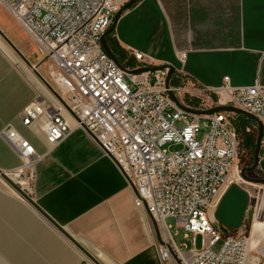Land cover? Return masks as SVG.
Wrapping results in <instances>:
<instances>
[{
	"label": "built area",
	"instance_id": "1",
	"mask_svg": "<svg viewBox=\"0 0 264 264\" xmlns=\"http://www.w3.org/2000/svg\"><path fill=\"white\" fill-rule=\"evenodd\" d=\"M1 2L35 43L50 82L75 115L48 89L24 108V125L43 124L47 152L69 136L73 118L132 180L136 206L159 224L164 264H178L173 253L181 264H246L248 236L223 232L211 214L227 190L233 165L238 166L241 138L230 113H191L169 95L166 71L131 74L110 56L101 39L121 8L116 0ZM134 56L144 62L143 53ZM171 88L177 95L183 89ZM222 89L230 94V104L264 123V85L228 82ZM1 135L22 159L18 169L5 172L32 196L35 165L44 154L12 125ZM168 143L182 148L169 151ZM168 218L184 230L180 242Z\"/></svg>",
	"mask_w": 264,
	"mask_h": 264
},
{
	"label": "crops",
	"instance_id": "2",
	"mask_svg": "<svg viewBox=\"0 0 264 264\" xmlns=\"http://www.w3.org/2000/svg\"><path fill=\"white\" fill-rule=\"evenodd\" d=\"M116 1L122 6L129 0ZM1 9L8 10L0 0V22ZM114 38L136 63H141L134 56L139 51L143 64L172 65L189 90L213 93L220 102L230 100L222 89L228 82L264 85V0H140L122 14ZM15 62L22 68L0 46V168L10 171L22 165L1 135L12 125L44 154L35 165L32 196L96 258L103 264H164L154 219L136 206L126 174L85 128L70 118L72 132L47 152L43 124H23L22 111L47 88L32 68ZM257 170L264 176V134ZM242 189L247 197L242 220L228 231L248 236L246 264H264V183ZM218 205L211 214L227 232L215 217ZM0 213L16 227L0 224L7 252L19 264H37L27 256L22 238L43 243V235L30 232L32 223L21 207L1 198ZM0 264L5 263L0 259Z\"/></svg>",
	"mask_w": 264,
	"mask_h": 264
},
{
	"label": "rangeland",
	"instance_id": "3",
	"mask_svg": "<svg viewBox=\"0 0 264 264\" xmlns=\"http://www.w3.org/2000/svg\"><path fill=\"white\" fill-rule=\"evenodd\" d=\"M1 13L3 18L0 22V29L12 40V42L24 53V55L49 80L48 64L44 61L35 43L31 40L26 31L15 19V17L9 12V10L1 9ZM0 46L8 53L12 61L17 66L22 68V66L15 62V60L23 62L25 66L30 67L19 56V54H17V52L8 44V42L3 38L1 34ZM181 81V86L183 89L178 94V96L180 100L185 104H188V98H200L199 105L201 108H210L218 104H230V102L227 101H216L214 95L200 92L198 93L194 90H189V88H191L190 85H188L184 79H182ZM43 86L44 88H46L44 84ZM165 148H167L169 151H176L181 149L182 146L168 143L165 145ZM237 163L238 166L233 165L232 171L230 173L227 190L232 184H237L240 187L247 189H252L256 186V183H251L243 177V171L249 177H264L258 172L257 168L253 171H248L245 169L251 166L254 161L251 160V153L246 151L242 147V141ZM12 190V187H10L8 183L4 182L2 178H0V198L4 201H9L10 203L21 207L23 211H25L29 221H31L32 223L30 232L33 229H36L38 231V234L41 233V235H43L44 237L43 243H41L40 241L35 242L33 238L29 236H27L26 238H22V241L24 242V249H26L25 252H27V256L30 255L29 257L36 258V260L38 261L37 264H79L82 258L88 260V258L64 234H62L48 220H46L30 203H26L25 201L21 200L19 196ZM175 222L176 221L174 218L167 219V223L174 225L172 232L176 233L178 231L180 233L176 236V239L180 242L183 238L184 230L182 228L176 227ZM0 224H3L9 229L15 230L16 228L14 227V223L10 221V219L1 216V213ZM185 241H187V243H190L189 240ZM197 245H201L200 237L197 238ZM57 251L59 253V256L56 253ZM26 257L25 259L27 260ZM0 259L3 260L5 264H19L16 255L7 252L1 239ZM23 264L27 263L24 262Z\"/></svg>",
	"mask_w": 264,
	"mask_h": 264
},
{
	"label": "water",
	"instance_id": "4",
	"mask_svg": "<svg viewBox=\"0 0 264 264\" xmlns=\"http://www.w3.org/2000/svg\"><path fill=\"white\" fill-rule=\"evenodd\" d=\"M139 1L140 0H129L128 2L123 4L121 6L120 10L115 14V17H114V20H113L111 26L108 28L106 33L102 36L101 42H102L104 49L107 51V53L110 56H112L117 61H118L117 55L114 53L111 46L107 42V39H106L107 35L114 32L116 25L118 23V20L120 19L122 14L127 9H129L130 7L137 4ZM0 34L8 42V44L21 56V58L26 62V64L28 66H30L35 71L36 75L42 81V83L45 85V87L58 100H60L65 105V107L71 112L68 104L62 98V96L56 90V88L53 86V84L40 72V70L24 55V53L12 42V40L1 29H0ZM124 69L131 74L143 73V72L166 71V86L168 88L169 95L174 99V101L181 108H183V109H185L191 113L198 114V115H207V114H213L216 112H228V113H234V114H243V115L255 120L257 122V127H258V137H257V143H256L255 152H254V163L245 169L248 171H253L254 169H256L258 167L260 155H261V149H262V142H263L264 123L262 121H260L255 115H253L252 113H250V112H248L242 108L234 106L233 104H218V105L210 107V108H198V107H192L190 105L185 104L184 102H182L180 100L178 95L171 88V77L175 73V68L172 65H169V64L147 65L146 64V65H142V66H139L137 68H132V69L124 67ZM88 132L91 134L90 131H88ZM106 152H108V151H106ZM108 154H110V153L108 152ZM124 173L126 174L125 171H124ZM0 175L8 184H10L12 186V188L16 192H18L25 200H27L46 220H48L57 230H59L62 234H64L87 258H89L94 264H103L81 242H79L73 235H71L58 221H56L50 214H48L40 206V204L34 199L33 196L28 194L16 181H14L1 168H0ZM126 176L129 180L130 184L132 185V187L135 188L132 180L128 177L127 174H126ZM243 177L251 183H256V184H263L264 183V177H249L245 174L244 171H243ZM246 198L247 197H246L243 189L237 184H232L228 188V190L225 192V194L223 195V197H222V199L218 205V208L215 212V217L218 220V222H220L222 224V228L224 230L228 231V228H235L239 225V223L242 220ZM154 222H155V227H156V231L158 233V236L162 240L159 224L155 220H154ZM173 255H174L177 263L181 264V261L179 260V258L174 253H173Z\"/></svg>",
	"mask_w": 264,
	"mask_h": 264
},
{
	"label": "trees",
	"instance_id": "5",
	"mask_svg": "<svg viewBox=\"0 0 264 264\" xmlns=\"http://www.w3.org/2000/svg\"><path fill=\"white\" fill-rule=\"evenodd\" d=\"M106 39L114 53L117 55L118 61L122 63L125 67L137 68L143 65V63H136L133 58L127 54V52H125L120 46H118L114 38V32L108 34ZM181 80L182 77H180L175 71V73L171 77V84L174 86H181ZM210 94L214 95L213 93ZM214 98L216 99V101H218L215 95ZM199 102L200 98H188L187 103L192 107H200ZM232 121L241 138L242 147L246 151L251 153V160L254 161V152L258 137V129L256 126V122L243 114H236L234 117H232Z\"/></svg>",
	"mask_w": 264,
	"mask_h": 264
},
{
	"label": "bare ground",
	"instance_id": "6",
	"mask_svg": "<svg viewBox=\"0 0 264 264\" xmlns=\"http://www.w3.org/2000/svg\"><path fill=\"white\" fill-rule=\"evenodd\" d=\"M18 54V53H17ZM20 56V55H19ZM21 57V56H20ZM14 181H16V177L15 176H13V175H11L10 176ZM11 186V185H10ZM12 187V186H11ZM14 190V189H13ZM15 191V190H14ZM16 192V191H15ZM16 193H18V192H16ZM19 194V193H18ZM19 196H21L20 194H19ZM22 197V196H21ZM23 198V197H22ZM88 260L92 263V261L88 258Z\"/></svg>",
	"mask_w": 264,
	"mask_h": 264
}]
</instances>
